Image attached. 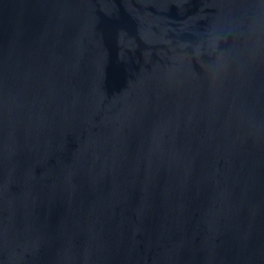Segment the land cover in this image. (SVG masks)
I'll list each match as a JSON object with an SVG mask.
<instances>
[{
  "label": "water",
  "instance_id": "water-1",
  "mask_svg": "<svg viewBox=\"0 0 264 264\" xmlns=\"http://www.w3.org/2000/svg\"><path fill=\"white\" fill-rule=\"evenodd\" d=\"M0 264H264V0H0Z\"/></svg>",
  "mask_w": 264,
  "mask_h": 264
}]
</instances>
